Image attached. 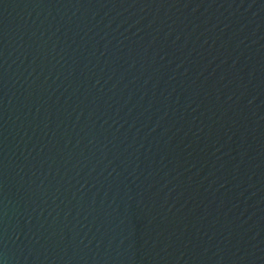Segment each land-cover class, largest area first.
<instances>
[{"label":"water","instance_id":"water-1","mask_svg":"<svg viewBox=\"0 0 264 264\" xmlns=\"http://www.w3.org/2000/svg\"><path fill=\"white\" fill-rule=\"evenodd\" d=\"M0 264H264V0H0Z\"/></svg>","mask_w":264,"mask_h":264}]
</instances>
